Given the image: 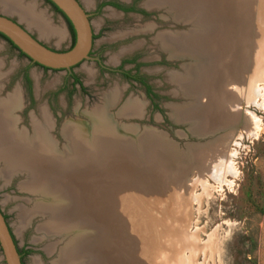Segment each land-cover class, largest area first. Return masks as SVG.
<instances>
[{
  "label": "rangeland",
  "instance_id": "rangeland-1",
  "mask_svg": "<svg viewBox=\"0 0 264 264\" xmlns=\"http://www.w3.org/2000/svg\"><path fill=\"white\" fill-rule=\"evenodd\" d=\"M25 1L32 4L35 12L48 19L52 25L61 26L66 34L64 40L58 41L53 36L40 38L42 31L39 25L28 23L27 20L30 17L25 19L22 14L21 17L15 6L0 4V14L17 21L27 29L32 37L51 49L58 51L68 49L71 32H69L68 24L61 14L45 0ZM149 1H152L154 6L148 7ZM201 1L78 0L84 9L92 14L90 22L96 37L92 51L100 54L102 63L108 68H112L113 72L101 70L94 61H85L75 66L70 73L64 70H45L32 64L0 37L1 70L3 73L7 72V75L4 76L5 82H10V84L6 83L7 90L9 92L10 89L13 90L17 87L10 95L2 97L11 96L13 93L20 95L18 107L10 112L12 118L9 128L11 132L20 131L21 134L30 136L33 134L32 122L34 120L41 122L44 117L47 118L48 143L52 147V152L58 154L59 157H62V154L67 153L71 148L64 132L68 125H79L77 128L81 126L87 131L88 140L91 142L94 138L91 132L95 126H101L104 130L108 128L107 130L111 132L108 133L111 135L113 133V137L114 134L117 135L113 138L112 146L118 143L125 148H115L111 145L103 147L100 155H97V159H90L92 164L96 160L93 167L91 168L92 164H89V159H86L85 162L89 165L84 162L85 166L82 169L96 170L98 168L94 171L96 174L98 172L97 175L100 174V171L101 174L106 172V174H102L103 176L101 175L102 178L95 174L87 176V183L93 181V185L88 184L92 186L91 191L94 193L98 191L100 196H98V201L101 204H106L108 193H114L113 206L118 211L113 216L120 218L117 225L120 235L114 237L116 241L113 238V243L119 246V250H121L120 246H125V250L129 249L126 244L127 233H124L128 229L141 239L146 238L143 239L147 245L157 241L161 231L167 237L164 244L171 251L162 247V250L154 253L153 260H148V264H264V1L218 0L220 8L217 11L216 2L207 0V11H210L211 8L214 15H212L214 19L211 18L215 25V46H213V50L210 47V50L214 52L209 51L212 55L209 53L208 55L204 50V52H198V57H194V55L192 57L186 51L180 50L177 47V42L179 41L178 36L181 40L186 41L194 35H203L208 32L209 28L205 27L203 22V25L202 23L200 25L203 16L202 13H199L201 9H198V6L200 7ZM107 2L116 3L122 7L134 4L136 11L122 13L113 8L104 7L95 14L97 6ZM194 7L197 8L193 9ZM185 8L188 9V12ZM166 35H169V40ZM215 38L220 40H215ZM175 39L176 41H174ZM239 47H242L241 51H237L240 49ZM180 51H182L181 54H179ZM236 51L240 54L238 55ZM255 52L256 54H254ZM213 58L216 62L213 61ZM207 59L208 61H206ZM240 59L243 64L240 63ZM204 60L208 63L206 66L208 65L209 68L207 79L211 81L206 84L207 86L201 88L199 87L201 83L198 84L202 78L200 73L205 68L207 69ZM202 63L205 66L204 69L201 67ZM220 65H223L222 68ZM121 67L123 71L139 76L149 90L147 91L138 82L132 83L126 80L118 71ZM192 68L197 70V74L194 72L195 76H193L194 69ZM223 68L227 70L224 69L226 75L223 74ZM219 70L222 71V74L218 72ZM211 75L214 76L213 80ZM74 76L78 79V83L74 82ZM209 84H211L210 87ZM215 85L216 87L213 88ZM112 91L115 93L113 100L109 102L113 103L108 104L106 96ZM100 108H103V119L96 115L98 111H101ZM212 119H214L216 128L207 130L205 120L211 123ZM100 133L105 134L102 131ZM125 137L127 139H124ZM132 144L136 147L146 146L147 157L137 155L138 157L134 159L127 154L124 156L123 152L128 149L126 147H132ZM110 148L116 150L111 151ZM119 151H123V154L118 153ZM2 155L4 158V153ZM148 155L154 156L149 157ZM187 155L191 156V159ZM73 156L74 154L71 153L70 157ZM181 157H186L189 160L175 161ZM147 158L150 162L152 160L153 164ZM117 159L118 161H116ZM124 159L128 161L127 165H122L126 169L123 167L115 169L118 167L116 164L121 165ZM142 161L147 162V166ZM155 161L157 163L159 161V163L156 164ZM161 161L164 166L160 164ZM132 162L134 164L137 162L138 166L136 167L141 173H138L139 170L135 168L136 164L134 165ZM141 164L143 165L141 166ZM24 166H22L23 169L15 168V166L9 167L0 155V209L17 248L22 252L27 251V254L23 255V264H65L67 253L71 257L73 256L68 259L69 264H100L99 259L92 251L87 250L85 253L79 251V243L82 241L78 243L77 237L85 232L83 228L76 230L69 227L67 229V226L64 228L65 225L59 222L61 216L57 210L56 217L59 220H55L54 223L59 224L58 226L57 224L53 225L54 216L52 215L54 214L51 208L57 204L56 209H58L61 202L57 197L54 199V194L46 187L45 190L42 188L44 186L38 189L33 187L35 179H30L28 173L30 168L27 169ZM81 167L82 165L77 168L81 169ZM147 167L149 173L152 171L150 175L145 173ZM73 168L71 166V168L64 169H70V171L77 169L75 166ZM134 168L135 171H133ZM123 171L127 174L133 172L128 176ZM175 171L180 178L176 177L175 179L173 176ZM167 172H173L170 175L172 178L164 177V175H169ZM142 174L145 179L141 177ZM198 176L199 178L201 176L202 179L199 180ZM140 177L142 180L139 179ZM89 178L93 180L91 179V181ZM166 178L167 180L168 178L175 179L171 180L174 185L170 184ZM163 179L165 180L164 184ZM155 183L157 186L154 185ZM181 183L183 184L181 185ZM144 185H153V187L149 186L148 190ZM177 186L179 187L177 188ZM168 193L171 198L165 199V194ZM129 195L131 196L129 197ZM142 196L145 198L144 201ZM150 198L154 202H151ZM107 203L109 204V202ZM138 203L139 206H137ZM50 206L51 208L48 210L45 209ZM119 210H123V212H119ZM150 213L156 217V220L152 221L155 218H151ZM136 216H140L141 220L137 222L139 218ZM149 217L151 218L150 222ZM139 222L143 224H139ZM152 222L154 223L152 224ZM146 223L148 224L146 225ZM161 224L169 230L162 228ZM132 228L134 229L132 230ZM114 230L116 228H113ZM147 231L148 234H146ZM121 232L123 233L121 234ZM138 232L142 234H138ZM162 233L161 235H163ZM91 239L88 236L85 240L91 241ZM87 241H85L86 246H88ZM73 249L78 250V254L73 255L76 253ZM134 255L137 256V254ZM135 261L137 264H145L137 258ZM0 264H5L1 247Z\"/></svg>",
  "mask_w": 264,
  "mask_h": 264
},
{
  "label": "bare ground",
  "instance_id": "bare-ground-1",
  "mask_svg": "<svg viewBox=\"0 0 264 264\" xmlns=\"http://www.w3.org/2000/svg\"><path fill=\"white\" fill-rule=\"evenodd\" d=\"M197 1V0H196ZM206 1L207 0H205V1H201V3H199V4H201L200 5V7L198 6V9H201V10H199V13H202V21L200 22V25H201V23L203 22L204 23V25H206L205 27H208L209 28V30H208V28H207V30H208V32L207 33H205V34H203V35H194L193 37H190L188 40H181L180 38H179V36H178V39H179V41L177 42V47H179L180 48V50H184V51H186L187 53H189L190 55H192V57H193V55H194V57H198V52H204V50L206 51V53L208 54H211L212 55V53L211 52H209V51H212L213 49H214V47L213 46H215L214 45V31H215V29H214V27H215V25H213V21H212V12H211V8H210V11H207V7H208V4L206 5ZM208 1H210V0H208ZM214 2H216L215 4H216V6H218L216 9H217V11H218V8H220L219 7V1L218 0H213ZM264 1V0H263ZM190 2V1H189ZM194 3V2H193ZM0 4H2L3 6H7V5H12V6H15L16 8H17V11L19 12L18 14H20V16H21V14H22V16L24 15V18L25 19H27L28 17H30L29 19H33L32 21L31 20H27V22L28 23H37L38 25H39V27L41 28V31L43 32H41L40 34V38L41 37H46V36H53V37H55L58 41H62V40H64V38H65V36H66V34H65V32H64V29L61 27V26H54V25H52L51 23H50V21H48V19H45V18H43V16H41L40 15V13H37V12H35L36 10H35V8H34V6L32 5V4H30L29 2H27V1H25V0H0ZM179 4V3H178ZM192 4V3H191ZM261 4H263V3H261ZM148 5V7H150V6H154V3L152 2V1H149V3L147 4ZM213 5V4H212ZM227 5V4H226ZM181 6V5H180ZM210 7H211V5H210ZM215 7V6H214ZM10 8V7H9ZM15 8V9H16ZM180 8H182V7H180ZM197 7H194L193 9H196ZM234 8V7H233ZM259 8H260V6H259ZM183 9V8H182ZM185 9H187V8H185ZM192 9V10H193ZM212 9H214V8H212ZM261 9V8H260ZM258 10V9H257ZM16 11V12H17ZM180 12V11H179ZM187 12H188V9H187ZM186 12V13H187ZM191 12H193V11H191ZM197 12V11H196ZM216 12V11H215ZM222 12V11H221ZM258 12V11H257ZM260 12V11H259ZM214 13V12H213ZM179 14V13H178ZM178 14H176V15H178ZM184 14V13H183ZM217 14V13H216ZM216 14H215V16H216ZM257 14V13H256ZM182 15V14H181ZM218 15V14H217ZM21 16V17H22ZM26 16V17H25ZM180 16V15H179ZM187 16V15H186ZM214 16V15H213ZM251 16H253V15H251ZM259 16V15H258ZM212 17V18H211ZM256 17V16H255ZM255 17H254V19H255ZM215 18H217V17H215ZM214 19V18H213ZM219 20V19H218ZM253 21V20H252ZM218 22H221V21H218ZM259 22H260V20H259ZM203 23H202V25H203ZM251 25V24H250ZM255 25V24H254ZM256 25H257V22H256ZM255 25V26H256ZM217 26V25H216ZM261 26V25H260ZM197 27V26H196ZM225 27V26H224ZM254 28V27H253ZM262 28V27H261ZM203 29H205V28H203ZM238 29V28H237ZM194 31H195V29H193ZM202 31V30H201ZM218 31V30H217ZM203 32V31H202ZM263 32V31H262ZM261 32V33H262ZM196 33V32H195ZM219 33H221V32H219ZM257 33V32H256ZM255 33V34H256ZM191 34L193 35V33L191 32ZM200 34V33H199ZM257 35H258V33H257ZM169 35H166V37H168ZM189 36V35H188ZM164 37V36H163ZM182 37V36H181ZM254 37V36H253ZM258 37V36H257ZM159 38V37H158ZM172 38V37H171ZM170 38V39H171ZM174 38H176V37H174ZM184 38V37H183ZM164 39V38H163ZM162 39V40H163ZM166 39V38H165ZM177 39V38H176ZM176 39L174 40V41H176ZM217 38H215V40H216ZM219 39V38H218ZM217 39V40H218ZM253 39V38H252ZM255 39H256V37H255ZM159 40H161V39H159ZM167 40H169V37H168V39ZM220 40V39H219ZM218 40V41H219ZM165 41V40H164ZM174 41H172V42H174ZM162 42V41H161ZM171 42V43H172ZM221 42V41H220ZM259 42H260V40H259ZM263 42V41H262ZM226 43V42H225ZM238 43V42H237ZM264 43V42H263ZM167 44H168V42H167ZM173 44V43H172ZM171 44V45H172ZM261 44V43H260ZM164 45V44H163ZM218 45V44H217ZM165 46H167L166 44H165ZM219 46V45H218ZM218 46H217V49H218V52H219V48H218ZM176 47V46H175ZM210 47H211V49L212 50H210ZM237 47H238V45H237ZM168 48V47H167ZM172 48V47H171ZM171 48H169L170 50H171ZM240 48V47H239ZM242 48V47H241ZM241 48L240 49H238L237 51H241ZM257 50V49H256ZM216 51V50H215ZM226 51V50H225ZM229 51V50H228ZM236 51V52H237ZM177 52V51H176ZM181 52L182 51H180V53L179 54H181ZM212 52H214V51H212ZM217 52V51H216ZM230 52V51H229ZM252 52V51H251ZM185 53V52H184ZM206 53H203V54H205L206 55ZM220 53V52H219ZM224 53V52H223ZM231 53V52H230ZM238 53V55L240 54L239 52H237ZM260 53H261V51H260ZM177 54V53H176ZM183 54V53H182ZM208 54V55H209ZM216 54V53H215ZM224 54H226V55H228L227 53H224ZM254 54H256V52L254 53ZM178 55V54H177ZM189 55V56H190ZM199 55H200V53H199ZM207 55V56H208ZM213 55H214V53H213ZM225 55V56H226ZM203 56V55H202ZM215 56V55H214ZM217 56V55H216ZM237 56V55H236ZM204 57V56H203ZM219 57V56H218ZM239 57V56H238ZM238 57H237V59H238ZM241 57V56H240ZM202 58V57H201ZM205 58V57H204ZM219 58H221V57H219ZM203 59V58H202ZM202 59H200V60H202ZM206 59V58H205ZM212 59V58H211ZM214 59V58H213ZM210 60V59H209ZM205 61V60H204ZM206 61H208V59L206 60ZM205 61V66H206V62ZM211 61V60H210ZM213 61H215V59L213 60ZM239 61V60H238ZM250 61V60H249ZM257 61V60H256ZM201 62V61H200ZM203 62V61H202ZM216 62V61H215ZM220 62V61H219ZM232 62H233V60H232ZM254 62V61H253ZM213 63V62H212ZM211 63V64H212ZM223 63V62H222ZM240 63H242V61H241V59H240ZM248 64H249V62H247ZM203 64V63H202ZM208 64V63H207ZM217 64V63H216ZM243 64V63H242ZM258 64V63H257ZM218 65V64H217ZM225 65V64H224ZM240 65V64H239ZM203 66H204V64H203ZM203 66H201L203 69L205 68V66L203 67ZM208 66V65H207ZM206 66V67H207ZM221 66V65H220ZM223 66V65H222ZM222 66H221V68H222ZM229 66V65H228ZM243 66V65H242ZM248 67H249V65H247ZM1 63H0V81L1 80H3L5 77V75H7V72H5V73H3V71L1 70ZM212 67V66H211ZM213 67H214V65H213ZM255 67V66H254ZM200 68V67H199ZM198 68V69H199ZM215 68V67H214ZM220 68V67H219ZM220 68V69H221ZM226 68V67H225ZM225 68H223V70L225 69ZM251 68V67H250ZM192 69H194V68H192ZM208 67H207V69L205 68V70L202 72V73H200V75L202 74V78H200V81H198V84H199V82L201 83V84H199V87H201V88H203V87H205V85L206 84H208L209 83V81H211L210 79H207V74H208ZM249 69V68H248ZM194 70H196V69H194ZM193 70V73L195 72L196 74H197V70L196 71H194ZM222 70V69H221ZM226 70V69H225ZM223 71L224 73L223 74H225V72L227 71ZM213 72H214V70H212ZM212 72V73H213ZM218 72H220V70L218 71ZM222 72V71H221ZM220 72V73H221ZM192 73V72H191ZM192 73V74H193ZM195 73H194V75L193 76H195ZM211 73V74H212ZM210 74V73H209ZM219 74V73H218ZM222 74V73H221ZM214 75H215V72H214ZM226 75V74H225ZM212 77H211V79L214 77L213 75H211ZM217 76V75H216ZM223 76V75H222ZM221 76V78H223ZM234 79V78H233ZM213 80V79H212ZM223 80V79H222ZM216 83V82H215ZM223 83V82H222ZM211 84H213V83H211ZM211 84H209V87H210V85ZM220 84V83H219ZM217 85V84H216ZM216 85L213 87V88H215L216 87ZM207 86V85H206ZM219 86V85H218ZM212 87V86H211ZM220 89L222 90V88H221V84H220ZM196 89V88H195ZM197 89H198V87H197ZM217 89H218V87H217ZM194 90V89H193ZM0 92H1V82H0ZM115 93V92H114ZM113 91L110 93V94H108L107 95V101H106V103H108V104H112L113 102H109V101H112L113 100ZM117 93H118V91H117ZM119 93H121V92H119ZM215 93H216V91H215ZM222 93V92H221ZM218 95V94H217ZM111 96V97H110ZM115 96V95H114ZM215 96V95H214ZM231 96V95H230ZM19 98H20V95H19V93H13L11 96H6V97H2V96H0V155L2 156V159H4V161H5V163L6 164H8L9 165V167L11 166H15V168H20L21 167V169H23V167L22 166H26V168L27 169H29V174H30V179H36V180H39L40 181V183L42 184V186H45L46 188H47V190H49V191H51L52 192V194H54V196H53V198L55 199L56 197L57 198H59V201L61 202L60 203V205H59V207H58V209H56V205H54L51 209L53 210V214L54 215H52V216H54V219L52 220L53 222V225H56L57 224V222H56V224L54 223V221L55 220H57L58 218L56 217L57 215V211L59 212V214H60V221L59 222H62V224L63 225H65V226H63L64 228L66 227L67 229H68V227L69 228H72V229H79V228H83L84 230H85V232L81 235V236H78L77 237V241H78V243H79V241H82V242H80L79 244V251H83V252H81V253H85L87 250H90V251H92L96 256H97V258L99 259V261H100V264H137V262L135 261L136 260V258L141 262V263H145V264H148L149 263V261L148 260H153L154 258H152V256L154 257L155 255H154V253L155 252H159L160 250H162V247L164 248V249H166V250H170L171 251V249H168V246H165V244H164V241H165V239L167 238L166 237V235H164L161 231L159 232V234H158V236H160V238L157 240V241H154L153 243H149V245H147L145 242V240L144 239H146V238H140L139 236H137V235H135L131 230H126V232H124V233H127V247H129V249H124L125 248V246H120L121 247V250H119V246H117V244H114L113 243V238L114 237H116L119 233H120V230L119 229H117V225H118V219H120V218H117L116 216H113V214L114 213H117V209L116 208H114V206H113V194H110V193H108V198L106 199V204H101L100 203V201H98V198L100 197L99 195H98V191H95V193L93 192V191H91L92 190V186H90V185H93L92 184V178H89L92 182L90 183V182H88V183H90V185L87 183V176H90V175H93L94 176V174L95 175H97L98 174V172H97V174L94 172V171H96V170H93V169H88V170H85V169H82V168H84L83 166H85L84 165V162H85V160L86 159H89V164H92V163H90V159H97V155H100V153H101V150L103 149V147H108V145H111V147H115V148H119V147H121V148H125V147H123L122 145H120V144H114L113 146H112V144H113V138L115 137V136H117V135H115L114 134V137H113V133H112V135L110 134L111 132H110V130H104L103 129V127H101V126H95V128L93 129V132H91V134H93L94 135V138H92V142L90 141V140H88V134H87V131L85 130V129H83V128H77V127H79L78 125H68L66 128H65V137L68 139V142H69V144L71 145V150L69 149V148H67V149H69L68 151H67V153H65V154H62V157H59V156H57L58 154H56V153H54V152H52V147L49 145V143H48V139H47V136H46V130H47V128L49 127L48 126V124L46 123L47 122V118H43V121H41V122H38V121H33L32 122V135H24V134H21L20 133V131H18V132H16V133H14V132H11V130H10V128H9V125H10V119L12 118V115H11V110H13V109H16L17 107H18V105H19V103H20V100H19ZM213 99V98H212ZM216 99H217V96H216ZM218 100H219V98H218ZM217 100V101H218ZM216 101V100H215ZM219 105V104H218ZM107 106V105H106ZM131 107V106H130ZM213 107H214V105H213ZM132 108V107H131ZM130 108V109H131ZM218 108V107H217ZM101 109V108H100ZM103 109V108H102ZM101 109V111H98V113L96 114L97 116H99L100 118H102V112H103V110ZM105 109V108H104ZM129 109V110H130ZM214 109L215 110H217L215 107H214ZM99 110V109H98ZM127 111V110H126ZM131 111V110H130ZM105 112V111H104ZM103 114H105V113H103ZM133 114V113H132ZM95 115V116H96ZM207 115V114H206ZM254 116V115H253ZM252 116V117H253ZM106 119H107V117H105ZM205 118H206V116H205ZM36 119V118H35ZM42 119V118H41ZM103 119V118H102ZM102 119H100V120H102ZM49 120V119H48ZM205 124H206V129L207 130H209V129H211L212 130V128H213V130H214V128H216V125H215V122H214V119H212V122L211 123H209V121H207V120H205ZM50 125V124H49ZM15 129V128H14ZM113 129V128H112ZM48 131H49V128H48ZM47 131V132H48ZM102 131V132H104L105 134H103L102 135V133H100V132ZM106 131V132H105ZM108 132H110V133H108ZM98 133V134H97ZM100 133V134H99ZM47 134H49V133H47ZM106 135V136H105ZM116 138H118V137H116ZM120 138H122V137H120ZM119 138V139H120ZM119 139H117V140H119ZM124 139H127L126 137L124 138ZM120 140H122V139H120ZM127 141V140H126ZM142 142V141H141ZM53 143V142H52ZM143 143H145V142H143ZM128 144V143H127ZM145 144H147V143H145ZM148 144H149V141H148ZM154 144V143H153ZM157 144V143H156ZM144 146V145H143ZM141 147V146H134V144H132V147L131 146H128V147H126V148H128L126 151H122L123 153H125L124 154V156L127 154L128 156H131V157H133L134 159H135V157L137 158L139 155H142V157L144 156H146V153L145 152H147V149L145 150V147ZM140 147H141V149H140ZM115 148H113L114 150H116ZM120 148V149H121ZM144 148V149H143ZM107 148H105V150H106ZM111 149V148H110ZM113 149H111V151H113ZM139 150H141V151H139ZM157 151H160V150H157ZM106 152L108 153V151L106 150ZM117 152V151H116ZM122 152H118V153H121V154H123ZM149 152V151H148ZM151 152H152V150H151ZM2 153H4V158H3V155H2ZM71 153H73L74 154V156L73 157H70V154ZM104 153H105V151H104ZM106 153V154H107ZM110 153V152H109ZM161 153H162V151H161ZM102 154H103V152H102ZM101 154V155H102ZM148 154V153H147ZM151 154V153H150ZM154 154V153H153ZM155 154H156V151H155ZM163 154V153H162ZM165 154V153H164ZM174 154V153H173ZM191 154V153H190ZM126 155V156H127ZM138 155V156H137ZM169 155V154H168ZM61 156V155H60ZM109 156V155H108ZM108 156H107V158H108ZM149 157L150 156H152V155H148ZM154 156V155H153ZM152 156V157H153ZM170 156V155H169ZM173 156H175V155H173ZM188 156V155H187ZM102 157V156H101ZM104 157V156H103ZM147 157V156H146ZM148 157V158H149ZM151 157V158H152ZM168 157V156H167ZM179 157V156H178ZM190 159H191V156H188ZM147 158V160L149 161V159ZM131 160H133V161H135L134 159H132V158H130ZM144 159H146V158H144ZM143 159V160H144ZM170 159V158H169ZM230 159V158H229ZM101 160V159H100ZM100 160H98V161H100ZM107 160V159H106ZM162 160H164V159H162ZM182 160H189V159H187L186 157H181V158H177V160H175L176 162H181ZM95 162H96V160H94ZM94 161H93V164H94ZM103 161H105L104 159H103ZM108 161V160H107ZM116 161H118V159L116 160ZM137 161V160H136ZM233 161V160H232ZM88 162V161H87ZM127 159L125 160L124 159V161H122L121 162V165L120 164H116V166H118V167H116L115 169H117V168H119V167H123V169H126V167L125 166H122L123 164L124 165H127ZM138 162V161H137ZM137 162L134 164L133 162V164L135 165V168H137L136 166H138V164H137ZM150 162V161H149ZM151 162H152V160H151ZM150 162V163H151ZM156 162V161H155ZM163 162H166V161H163ZM175 162V163H176ZM229 162H231L230 160H229ZM83 163V164H82ZM86 163V162H85ZM99 163V162H98ZM142 163L144 164V165H146V164H148L147 162L146 163H144L143 161H142ZM158 163H159V161H158ZM157 162H156V164H158ZM167 163V162H166ZM165 163V164H166ZM169 164H171L170 162H168ZM86 164H88V163H86ZM88 164V165H89ZM93 164H92V166H91V168L93 167ZM95 164H97V163H95ZM106 164H107V162H106ZM130 164H131V162H130ZM143 164H141V166L143 165ZM151 164H153V163H151ZM160 164L162 165L163 163H162V161L160 162ZM159 164V165H160ZM182 164H184V163H182ZM186 164V163H185ZM210 164V163H209ZM208 164V165H209ZM230 164H232V163H230ZM229 164V165H230ZM77 165V166H76ZM82 165V167H81V169H78L77 167H79V166H81ZM207 165V166H208ZM24 166V167H25ZM71 166H72V168L75 166L77 169H75V170H73V171H70V169H68V170H66V169H64V168H71ZM96 166V165H95ZM107 166H109V165H107ZM107 166H106V168H107ZM147 166V165H146ZM145 166V167H146ZM154 166V165H153ZM163 166H164V164H163ZM231 167H232V165H230ZM131 167H132V165H131ZM140 167V166H139ZM152 167V166H151ZM158 167H160V166H158ZM169 167V166H168ZM167 167V169H169ZM88 168V167H87ZM135 168H134V170L133 171H135ZM143 168V167H142ZM171 168V167H170ZM230 168V167H229ZM10 169V168H9ZM9 169H7L8 171H9ZM25 169V168H24ZM144 169V168H143ZM146 169V168H145ZM154 169V168H153ZM13 170V169H12ZM16 170V169H15ZM19 170V169H18ZM26 170V169H25ZM107 170H109V169H107ZM106 170V171H107ZM132 170V169H131ZM130 170V171H131ZM137 170H139L138 168H137ZM137 170H136V174H137ZM147 171H148V167H147V169H146ZM145 170V171H146ZM160 170H163V169H160ZM207 170V169H206ZM99 171V170H98ZM121 171V170H120ZM132 171V172H133ZM142 171V170H141ZM144 171V170H143ZM142 171V172H143ZM145 172V173H149V171L148 172ZM150 171H151V169H150ZM164 171V170H163ZM181 171V170H180ZM103 172V171H102ZM111 172H113L112 170H111ZM111 172H110V174H111ZM132 172H129V173H132ZM155 172V171H154ZM153 172V173H154ZM157 172V171H156ZM159 172V171H158ZM100 174V178H102L101 177V175L103 174V173H105L106 174V172H103L102 174H101V171L99 172ZM121 173V172H120ZM120 173H118V174H120ZM123 173H126V172H124L123 171ZM129 173L127 174L128 176H129ZM134 173V174H135ZM138 173H141L140 172V170L138 171ZM151 173H152V171H151ZM151 173H149V175L151 174ZM169 172H167V174H168ZM171 173V174H170ZM169 173V175H164V177H169L170 175H172L173 174V172H170ZM181 173H182V171H181ZM116 175H117V173H115ZM161 174V173H160ZM164 174V173H163ZM177 172L175 171L174 172V174H173V176L175 177V179H176V177H177V179L178 178H180V177H178L177 175ZM179 174H180V172H179ZM183 174H185V173H183ZM99 175H97V176H99ZM108 175V174H107ZM112 175V174H111ZM131 175H133V174H131ZM210 175V174H209ZM96 176V177H97ZM103 176V175H102ZM105 176V175H104ZM110 176V175H109ZM113 176V175H112ZM111 176V177H112ZM126 176V175H125ZM142 176H144L143 174L141 175V177ZM146 176V175H145ZM161 176H162V174H161ZM181 176V175H180ZM203 176V175H202ZM92 177V176H91ZM107 177V176H106ZM105 177V178H106ZM110 177V178H111ZM117 177V176H116ZM139 178V179H141L142 180V178H144L145 179V177H142V178ZM149 177V176H148ZM151 177V176H150ZM171 178H172V176H170ZM124 178V177H123ZM152 178V177H151ZM153 178H154V175H153ZM153 178L151 179L152 181H153ZM158 178V177H157ZM163 178V177H162ZM184 178V177H183ZM198 178H199V176H198ZM197 178V179H198ZM200 178H201V176H200ZM200 178H199V180H200ZM109 179V178H108ZM126 179H128L127 177H126ZM165 179V178H164ZM163 179V184H164V180ZM175 179H170V178H168V180H169V183L170 184H173V183H171V180L172 181H174ZM197 179H196V181H197ZM202 179V178H201ZM35 180V181H36ZM131 180V179H130ZM166 180H167V178H166ZM167 180V181H168ZM183 180H185V178L183 179ZM121 181V180H120ZM126 181V180H125ZM128 181V180H127ZM138 181V180H137ZM140 181V180H139ZM155 181V180H154ZM158 181H159V179H158ZM188 181H190V180H188ZM34 182V181H33ZM38 182V181H37ZM95 182V181H94ZM102 182V181H101ZM118 182V181H117ZM151 182V181H150ZM187 182V181H186ZM110 183V182H109ZM123 183V182H122ZM154 183V182H153ZM160 183V182H159ZM158 183V184H159ZM190 183V182H189ZM191 183H193V181H191ZM34 184H35V182H34ZM34 184H33V187H35L34 186ZM102 184V183H101ZM128 184H130V182H128ZM127 184V186H129ZM141 184H142V182H141ZM140 184V185H141ZM143 184H144V182H143ZM146 184V183H145ZM150 184H152V183H150ZM176 184V183H175ZM180 184V183H179ZM178 184V185H179ZM183 183H181V185H182ZM117 185V184H116ZM118 185H119V183H118ZM126 185V184H125ZM154 185H156V183L154 184ZM160 185V187H161V184H159ZM174 185V184H173ZM190 185V184H189ZM31 186H32V183H31ZM42 186H40V187H42ZM100 186V185H99ZM98 186V187H99ZM105 186V185H104ZM147 186V187H146ZM144 185V187H146L147 189H148V187L149 186H151V185ZM157 186V185H156ZM184 186V185H183ZM97 187V186H96ZM125 187V186H124ZM139 187V186H138ZM151 187H153V185L151 186ZM155 187V186H154ZM179 186H177V188H178ZM189 187H191V186H189ZM91 188V189H90ZM139 188H141V187H139ZM146 188H144V189H146ZM156 188V187H155ZM162 188V187H161ZM175 188H176V186H175ZM174 188V189H175ZM181 188H182V186H181ZM98 189V188H97ZM107 189V188H106ZM126 189V188H125ZM143 189V188H142ZM143 189V190H144ZM152 189V188H151ZM94 190V189H93ZM108 190V189H107ZM136 190H137V188H136ZM140 190V189H139ZM149 190V189H148ZM155 190H157V188L155 189ZM49 191H48V193H49ZM104 191V190H103ZM106 191V190H105ZM146 191V190H145ZM160 191H161V189H160ZM159 191V192H160ZM175 191V190H174ZM144 192V191H143ZM150 192V191H149ZM153 192V191H152ZM126 193V192H125ZM147 193H148V191H147ZM101 194H102V192H101ZM104 194H107V193H104ZM152 194V193H151ZM151 194H150V197H152L151 196ZM177 194L179 195V193H178V191H177ZM103 195V194H102ZM143 195V194H142ZM145 195V194H144ZM149 195V194H148ZM184 195V194H183ZM99 196V197H98ZM131 195H129V197H130ZM165 196H166V198L165 199H167L168 197L169 198H171L170 197V195H169V193L168 194H165ZM175 196V195H174ZM143 197V196H142ZM148 197V196H147ZM156 197V196H155ZM185 197V196H184ZM52 198V199H53ZM56 198V199H57ZM132 198V197H131ZM129 199V198H128ZM140 199V198H139ZM139 199H137V200H139ZM147 199V198H146ZM155 199V198H154ZM153 199V200H154ZM156 199H158V198H156ZM182 199H184V198H182ZM121 201H122V199H120ZM135 200V199H134ZM133 200V201H134ZM145 200V198L143 197V201ZM149 200V199H148ZM152 199L150 198V201H151ZM133 201H132V203H133ZM107 202H109V204L107 203ZM142 202V201H141ZM151 202H154V201H151ZM156 203H157V201H155ZM175 202V201H174ZM118 203V202H117ZM149 203V202H148ZM168 203H170L171 204V202L170 201H168ZM134 204V203H133ZM132 204V205H133ZM159 205H160V203H158ZM165 204V203H164ZM175 204H177V202H175ZM125 205H126V203H125ZM136 205V204H135ZM141 205V204H140ZM149 205V204H148ZM154 205H156V204H154ZM159 205H158V207H159ZM115 206H117V205H115ZM120 206V205H119ZM127 206V205H126ZM137 206H139V203H138V205ZM146 206H147V204H146ZM146 206H144V207H146ZM157 206V205H156ZM163 206V205H162ZM141 208H142V205L140 206ZM140 207H139V209H140ZM143 207V208H144ZM168 207V206H167ZM126 208V207H125ZM171 208V207H170ZM169 208V210L171 211V209ZM120 209V208H119ZM136 209L138 210V208L136 207ZM136 209H135V212H137L136 211ZM157 209V208H156ZM160 209V208H159ZM165 209V208H164ZM48 210V209H47ZM57 210V211H56ZM127 210H129V208H127ZM134 210V209H133ZM132 210V211H133ZM158 210V209H157ZM147 211V210H146ZM166 211H167V209H166ZM50 212V211H49ZM119 212H123V210L121 211V210H119ZM125 212V211H124ZM141 212V211H140ZM169 212V211H168ZM142 213V212H141ZM160 213H162V212H160ZM165 213V212H164ZM134 214V213H133ZM147 215L149 216V214H148V212H147ZM153 215V214H152ZM151 215V213H150V216H151V218L152 217H154L155 219H152V221L153 220H156V217L153 215L152 216ZM158 215V214H157ZM161 215V214H160ZM164 215V214H163ZM59 216V215H58ZM130 216V215H129ZM141 216H144V215H141ZM159 216V215H158ZM120 217V216H119ZM122 217H123V215H122ZM137 217V216H136ZM140 216H138L137 218H139ZM147 217V216H146ZM163 217V216H162ZM53 218V217H52ZM150 218V217H149ZM151 218L149 219V222H150V220H151ZM59 220V219H58ZM129 220V219H128ZM139 220H141L140 218L137 220V222L139 221ZM145 220V219H144ZM121 221V220H120ZM123 221H125V220H123ZM145 221H147V220H145ZM157 221H158V219H157ZM156 221V222H157ZM160 221V220H159ZM135 222H136V220H135ZM155 222V223H156ZM120 223V222H119ZM127 223V222H126ZM129 223V222H128ZM154 222H152V224H153ZM161 223V222H160ZM59 224V223H58ZM58 224H57V226H58ZM130 224V223H129ZM139 224H143V223H140L139 222ZM148 223H146V225H147ZM156 224H158V223H156ZM121 225V224H120ZM126 225V224H125ZM137 226V225H136ZM167 226V225H166ZM144 227V226H143ZM146 227V226H145ZM161 227L162 228H164V229H167V227L165 228V226L163 225L162 226V224H161ZM113 228L115 229L116 228V230H114L113 231ZM119 228H121V226H119ZM128 228V227H127ZM140 228V227H139ZM152 228H154L153 226H152ZM151 228V229H152ZM62 229V228H61ZM124 229V228H123ZM130 229H131V227H130ZM134 228H132V230H133ZM142 229V228H141ZM150 229V230H151ZM71 230V229H70ZM146 230V229H145ZM148 230H149V226H148ZM154 230H156V229H154ZM154 230H153V232H154ZM167 230H169V228L167 229ZM136 231V229L134 230V232ZM139 231H140V229H139ZM164 231V230H163ZM166 231V230H165ZM123 232H121V234L123 233ZM143 232H145V231H143ZM156 232H157V230H156ZM156 232H154V233H156ZM141 232H138V234H140ZM153 233V235L155 236V234ZM158 233V232H157ZM161 233L164 235H161ZM137 234V233H136ZM142 234V233H141ZM145 234V233H144ZM146 234H148V231H147V233ZM146 234H145V236H146ZM149 234H151V233H149ZM171 234V233H170ZM170 234H168V235H170ZM120 235V234H119ZM152 235V234H151ZM90 237V238H92L91 239V241L89 240V241H87V240H85V239H87V237ZM122 236V235H121ZM150 236V235H149ZM126 237V236H125ZM148 237V236H147ZM155 238V237H154ZM81 239V240H80ZM89 239V238H88ZM115 239V238H114ZM149 239V238H148ZM150 240V239H149ZM155 240V239H154ZM85 241H87L88 242V246H86V242ZM115 241H116V239H115ZM98 245H100V246H98ZM77 247H76V249H77ZM112 247H113V251H112ZM73 251L74 252H76L75 254H73V255H76V254H78V250H74L73 249ZM120 251V252H119ZM138 251H139V253H141V255H138L139 253H138ZM72 252V251H71ZM112 252V254L110 255V253ZM91 254V253H90ZM134 254H137V256H135ZM153 254V255H152ZM67 257H66V260H64L65 261V264H69L68 263V259L71 257V255L70 254H68L67 253ZM110 255V256H109ZM94 256V255H93ZM133 256V257H132ZM73 257V256H72ZM71 257V258H72ZM93 258V257H92ZM71 260V259H70ZM167 260V259H166ZM91 261V260H90ZM96 261V260H95ZM93 262V261H92ZM154 262V261H153ZM95 263V262H94ZM93 264V263H92ZM96 264V263H95ZM140 264V263H139ZM151 264V263H150Z\"/></svg>",
  "mask_w": 264,
  "mask_h": 264
},
{
  "label": "water",
  "instance_id": "water-1",
  "mask_svg": "<svg viewBox=\"0 0 264 264\" xmlns=\"http://www.w3.org/2000/svg\"><path fill=\"white\" fill-rule=\"evenodd\" d=\"M70 24L75 41L66 51L46 46L22 27L17 21L0 14V34L32 64L50 70L71 72L84 60H90L89 52L93 43V32L89 15L77 0H47ZM0 247L5 264H22L14 238L0 209Z\"/></svg>",
  "mask_w": 264,
  "mask_h": 264
},
{
  "label": "flooded vegetation",
  "instance_id": "flooded-vegetation-1",
  "mask_svg": "<svg viewBox=\"0 0 264 264\" xmlns=\"http://www.w3.org/2000/svg\"><path fill=\"white\" fill-rule=\"evenodd\" d=\"M78 1V0H77ZM80 3V2H79ZM51 5V4H50ZM80 5L82 6V4L80 3ZM114 5H118V4H116V3H113V2H107V3H101V4H99L98 6H97V8H96V12H95V14L96 13H99L100 12V10L101 9H103L104 7H109V8H113V9H115V10H117V11H119V12H122V13H130V12H134V11H136V9H135V6H134V4L133 5H131V6H128V7H122V6H120V5H118V6H120V8H118V7H115ZM54 9H55V7L53 6V5H51ZM83 7V6H82ZM83 9H84V7H83ZM85 10V9H84ZM86 11V10H85ZM86 13L89 15V20H90V17L92 16V14H89L87 11H86ZM61 14V13H60ZM61 16H62V14H61ZM63 17V16H62ZM64 19V18H63ZM65 20V19H64ZM66 21V20H65ZM66 23H67V21H66ZM68 24V23H67ZM68 27H69V25H68ZM69 30V32H71L70 31V28L68 29ZM93 32V31H92ZM96 39V37H95V34L93 33V42H94V40ZM74 41H75V37H74V40H73V36H72V34L70 33V41H69V48H71L72 46H73V44H74ZM92 45H93V43H92ZM68 48V49H69ZM67 50V49H66ZM66 50H64V51H66ZM89 57L91 58L90 60H84V61H82L81 63H79L78 65H80V64H82L83 62H85V61H94V62H96L97 63V65L99 66V68L101 69V70H105V71H108V72H113V69L112 68H108L107 67V65H105V64H103L102 63V60H101V55L100 54H96V53H93V51H92V47H91V51L89 52ZM125 64V63H124ZM78 65H76V66H78ZM74 68V67H73ZM73 68H71V71L73 70ZM47 70H49V71H58V70H50V69H48L47 68ZM64 71H66V70H64ZM118 71L120 72V74L124 77V73H129V75L130 76H136L137 78H139V79H141L139 76H137V75H132V74H130V72H127V71H123V69H122V67L121 68H119L118 69ZM70 73V72H69ZM75 77V76H74ZM125 78V77H124ZM74 79V78H73ZM126 80H129L130 82H132V83H134V82H138V83H140L141 85H143L144 87H145V89L146 90H148V87H147V85H145L144 84V82H143V80L141 79V81H137V80H131V79H127V78H125ZM6 83H8V84H10V82L9 81H6L5 82V78L3 79V80H1V92H0V96H5V95H10L13 91H14V89L16 90V88H14L13 90H9V92H8V90H7V85H6ZM18 249V248H17ZM18 252H19V255H20V258H21V261H22V264H23V258H24V256H23V252L21 251V250H19L18 249Z\"/></svg>",
  "mask_w": 264,
  "mask_h": 264
},
{
  "label": "trees",
  "instance_id": "trees-1",
  "mask_svg": "<svg viewBox=\"0 0 264 264\" xmlns=\"http://www.w3.org/2000/svg\"><path fill=\"white\" fill-rule=\"evenodd\" d=\"M46 2H48L47 0H45ZM49 3V2H48ZM50 4V3H49ZM115 7H118V8H120V6H118V5H114ZM55 10L57 11V12H59V10L58 9H56L55 8ZM60 13V12H59ZM68 23V22H67ZM68 25H69V28H70V31H71V34H72V36H73V40H74V32H73V30H72V28H71V26H70V24L68 23ZM0 37H2L3 39H5L14 49H16L4 36H2L1 34H0ZM17 50V49H16ZM22 56H24L22 53H20ZM25 57V56H24ZM36 65V64H35ZM36 66H38V65H36ZM39 67H41V66H39ZM41 68H43V67H41ZM45 70H47V68H44ZM124 77L125 78H127V79H131V80H137V81H141V79H139V78H137L136 76H130L129 75V73H124ZM74 78V82L75 83H78V79L76 78V77H73ZM148 90H149V88H148ZM147 90V91H148ZM23 253H25V254H27V251H25V252H23ZM24 255V254H23Z\"/></svg>",
  "mask_w": 264,
  "mask_h": 264
},
{
  "label": "crops",
  "instance_id": "crops-1",
  "mask_svg": "<svg viewBox=\"0 0 264 264\" xmlns=\"http://www.w3.org/2000/svg\"><path fill=\"white\" fill-rule=\"evenodd\" d=\"M107 97V96H106ZM79 126V125H78ZM81 127V126H80ZM82 128V127H81ZM36 180V179H35ZM38 182H37V184H36V181H34L35 182V184H34V186L38 189V188H41V187H39V186H42V184L40 183V181L39 180H37ZM35 188V189H36ZM44 190L46 189L45 188V186L44 187H42ZM40 190V189H39ZM44 190H40L41 192H44ZM36 191V190H35ZM48 208H51V206L50 207H45V209H48ZM46 211V210H45ZM52 225V224H51Z\"/></svg>",
  "mask_w": 264,
  "mask_h": 264
}]
</instances>
